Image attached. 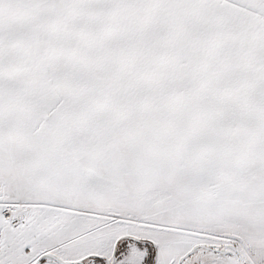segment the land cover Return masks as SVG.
<instances>
[{"label": "snow or ice", "instance_id": "obj_1", "mask_svg": "<svg viewBox=\"0 0 264 264\" xmlns=\"http://www.w3.org/2000/svg\"><path fill=\"white\" fill-rule=\"evenodd\" d=\"M0 264H264V0H0Z\"/></svg>", "mask_w": 264, "mask_h": 264}]
</instances>
